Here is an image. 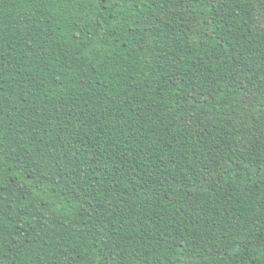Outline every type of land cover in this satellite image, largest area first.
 <instances>
[{"label": "trees", "instance_id": "1", "mask_svg": "<svg viewBox=\"0 0 264 264\" xmlns=\"http://www.w3.org/2000/svg\"><path fill=\"white\" fill-rule=\"evenodd\" d=\"M0 264H264V0H0Z\"/></svg>", "mask_w": 264, "mask_h": 264}]
</instances>
